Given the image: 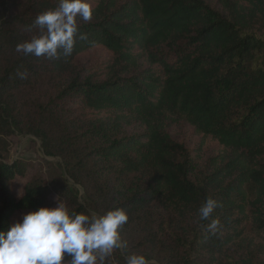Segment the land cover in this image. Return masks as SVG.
<instances>
[{"label": "trees", "instance_id": "obj_1", "mask_svg": "<svg viewBox=\"0 0 264 264\" xmlns=\"http://www.w3.org/2000/svg\"><path fill=\"white\" fill-rule=\"evenodd\" d=\"M87 2L72 54L49 59L16 46L39 35L33 22L59 0H0V232L16 212L58 203L89 216L123 209L128 254L264 264V0H219L221 10L208 0ZM181 123L200 148L215 146L204 170L176 138ZM15 135L39 139L65 173L33 177L20 199L12 183L29 164L7 160ZM208 197L222 206L201 220ZM152 206L167 215L156 227ZM103 264H125L124 253Z\"/></svg>", "mask_w": 264, "mask_h": 264}, {"label": "clouds", "instance_id": "obj_2", "mask_svg": "<svg viewBox=\"0 0 264 264\" xmlns=\"http://www.w3.org/2000/svg\"><path fill=\"white\" fill-rule=\"evenodd\" d=\"M87 0H59L58 7L39 14L31 27H38L39 35L16 46L25 56H46L58 59L72 54L78 32L77 20L85 22L92 17ZM31 27L29 30H31ZM80 39H86L81 34ZM26 78L27 73H21ZM222 205L208 197L198 209L201 220H208ZM129 217L123 209L104 215L70 213L58 203L25 214L22 220L0 232V264H100L114 250L124 253L125 264H156L144 255L128 254L127 243L122 241L120 229ZM204 227V225H201ZM219 220H212L206 230L215 233Z\"/></svg>", "mask_w": 264, "mask_h": 264}, {"label": "rangeland", "instance_id": "obj_3", "mask_svg": "<svg viewBox=\"0 0 264 264\" xmlns=\"http://www.w3.org/2000/svg\"><path fill=\"white\" fill-rule=\"evenodd\" d=\"M208 1L218 9H222L219 0ZM176 138L178 141L184 143L188 147V149L191 151V156L200 165L199 169L204 170L205 168L203 167L213 156L215 146L208 143L204 148H200L199 136L195 134L194 130L185 123L179 124L178 136ZM10 142L11 145L7 155V160L9 162L21 160L29 164L28 176L25 178L19 177L12 183L13 192L17 199H20L23 196L26 183L33 177L42 176L45 179H51L53 177L65 175L61 167V161L57 158L46 157L42 149V143L36 137L30 135H15L10 138ZM112 180L115 181L116 179ZM70 186L73 189L76 187L79 191V196L82 197L83 192L79 186H74L72 183ZM30 212L33 211L16 212L12 217V224L22 220V217ZM146 213H150L151 216L155 218V227L157 226L159 220L167 217L166 213L157 206L148 208ZM126 231L130 232L131 238L133 239L136 232L129 230ZM65 264H67L66 260Z\"/></svg>", "mask_w": 264, "mask_h": 264}]
</instances>
